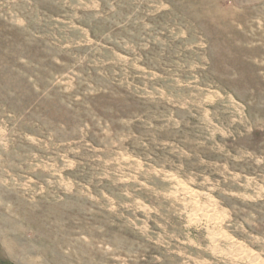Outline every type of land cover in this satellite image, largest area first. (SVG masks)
Listing matches in <instances>:
<instances>
[{"label": "rangeland", "instance_id": "obj_1", "mask_svg": "<svg viewBox=\"0 0 264 264\" xmlns=\"http://www.w3.org/2000/svg\"><path fill=\"white\" fill-rule=\"evenodd\" d=\"M0 264H264V0H0Z\"/></svg>", "mask_w": 264, "mask_h": 264}]
</instances>
